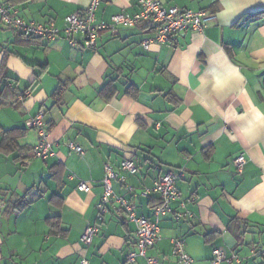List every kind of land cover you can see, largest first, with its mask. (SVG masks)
<instances>
[{"label":"crops","instance_id":"1","mask_svg":"<svg viewBox=\"0 0 264 264\" xmlns=\"http://www.w3.org/2000/svg\"><path fill=\"white\" fill-rule=\"evenodd\" d=\"M163 2L215 19L202 32L149 49L143 43L155 31L146 27L103 31L88 50L79 36L75 47L64 35L26 42L0 23V69L5 65L21 90L30 86L19 108L0 109V264H79L82 257L126 264L137 249L136 225L114 201L93 243H82L86 228L98 223L105 165L119 171L126 159L139 172L121 173L126 182L114 181L113 191L138 217L154 219L159 201L145 189L167 172L184 174L176 186L188 216L177 219V201L161 219L160 238L148 251L157 264H180L172 254L176 238L185 241L193 264H213L215 249L235 259L222 264H264V0ZM0 3L21 20L63 29L89 0ZM138 11L137 0H102L96 19L108 23ZM61 82L58 101L53 95ZM107 85L109 98L102 93ZM39 113L56 153L46 160L30 157ZM15 128L23 129L19 147H2V131ZM69 141L84 155L70 150ZM241 154L247 163L237 174L233 161ZM81 182L89 192L78 189Z\"/></svg>","mask_w":264,"mask_h":264},{"label":"built area","instance_id":"2","mask_svg":"<svg viewBox=\"0 0 264 264\" xmlns=\"http://www.w3.org/2000/svg\"><path fill=\"white\" fill-rule=\"evenodd\" d=\"M102 0H89L85 11L71 14L65 18L64 28H58L55 23L48 25L37 24L35 22H26L18 17V12L11 5L0 3V22L5 27L15 30L26 37L46 39L54 41L59 36L64 35L72 47L77 45L76 37L81 38V46L84 49L95 50L98 45V39L103 31L115 32L119 27L136 28L146 27L155 31L153 39L143 43L145 49H149L153 43L161 45L168 44L173 37L186 32H202L206 29L215 16L205 10L192 11L180 9L178 7H165L163 0H137L139 11L135 14H117L111 18V21L98 23L96 12ZM26 95H30L28 92ZM33 127L39 133L38 144L32 149V158L46 160L54 157L56 153L49 140V132L44 124V115L39 113L32 121ZM70 150L79 155H84V150L76 143L69 141L67 143ZM234 166L237 174H241L247 163L244 154L234 159ZM139 168L135 160L126 159L121 163L120 170L115 171L109 164L105 165V177L103 179L104 195L99 202L98 223L89 225L83 236L82 242L89 247L100 231V223L104 215L108 213L110 204L116 202L120 209H123L128 219L136 225V245L137 249L131 251L126 259V264H135L139 257L145 258L147 264H157V260L148 256V251L152 249L160 238L161 219L173 212L172 204L180 201V209L176 213L177 219L188 216L186 213V203L182 201V195L178 190L177 181L183 177V173L174 171L167 172L155 181L152 188L144 190V195L155 194L160 198L161 204L154 207V219L147 217H138L135 208L124 197H118L114 194L113 183L116 180L125 182V177L121 173L136 175ZM78 189L83 192H89L90 187L87 183L81 182ZM132 191V188H129ZM173 250L180 264H193L194 259L187 253L185 241L182 239H172ZM234 258L226 257L224 251L215 249L213 251V264L231 263ZM79 264H91L87 257H82Z\"/></svg>","mask_w":264,"mask_h":264},{"label":"trees","instance_id":"3","mask_svg":"<svg viewBox=\"0 0 264 264\" xmlns=\"http://www.w3.org/2000/svg\"><path fill=\"white\" fill-rule=\"evenodd\" d=\"M264 14V13H263ZM261 13H257L254 15H251L252 18H256L257 16H260ZM1 23V22H0ZM13 30V29H12ZM15 31V30H14ZM16 32V31H15ZM18 34V36L22 39H24L26 42H31L34 40H40L38 38H33V37H26L22 34H19L18 32H16ZM66 83L65 82H61L60 85L58 86V88L56 89V91L54 92V98H56L58 101L61 100V96H62V92L64 91ZM110 87L107 85L102 89V93H105L107 98H109L113 92L110 89ZM109 90V91H108ZM110 92V93H107ZM30 92V86L28 87V89L26 90H21L20 88H18L17 84L15 83L14 79H12L11 77L7 76V70L5 68V65H3L0 69V109L4 108V107H8V106H12V107H16L19 108L20 107V101L18 98H22V100L25 98L26 94ZM23 129H19V128H15V129H11V130H3L2 131V144L1 146H5L7 148H18V140H19V136L18 134L20 133V135L22 134ZM48 132L49 129H47ZM32 152V151H31ZM32 158V154L30 156ZM234 165V162H233ZM138 166V165H137ZM139 168V167H138ZM235 168V166H234ZM235 171L237 173V170L235 168ZM137 175V174H136ZM135 176V175H132ZM160 178V177H159ZM158 178V179H159ZM157 179V180H158ZM119 181V180H116ZM126 182V181H125ZM124 182V183H125ZM123 183V182H122ZM154 186V185H153ZM152 186V187H153ZM151 187V188H152ZM181 193V192H180ZM155 195V194H152ZM150 196V195H148ZM4 199V200H3ZM1 200H3V205L6 206L7 202L5 200V198H2ZM53 202V199H51ZM129 202V201H128ZM130 203V202H129ZM161 204L160 202V198L157 204L154 205V207H156L157 205ZM27 205V202L25 200L22 201V203H20L19 206H17L18 210H22L25 206ZM170 214V213H169ZM168 215V214H167ZM166 215V216H167ZM164 216V217H166ZM163 217V218H164ZM57 218H50L48 219L49 222L54 221ZM104 220V219H103ZM102 223V222H101ZM100 223V224H101ZM55 225L56 224H52ZM183 240V239H182ZM83 243V242H82ZM172 250H173V246H172ZM140 258V257H139Z\"/></svg>","mask_w":264,"mask_h":264}]
</instances>
